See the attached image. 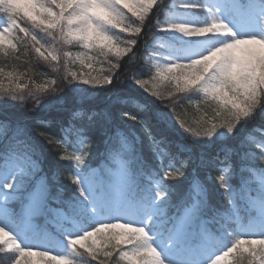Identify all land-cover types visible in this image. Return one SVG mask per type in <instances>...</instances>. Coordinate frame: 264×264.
I'll return each mask as SVG.
<instances>
[{
	"label": "snow or ice",
	"instance_id": "1",
	"mask_svg": "<svg viewBox=\"0 0 264 264\" xmlns=\"http://www.w3.org/2000/svg\"><path fill=\"white\" fill-rule=\"evenodd\" d=\"M225 11L250 22L244 35ZM257 23L264 29V0H0L8 264H264ZM41 63L47 72L35 71ZM61 203L57 234H42L34 221Z\"/></svg>",
	"mask_w": 264,
	"mask_h": 264
},
{
	"label": "trees",
	"instance_id": "2",
	"mask_svg": "<svg viewBox=\"0 0 264 264\" xmlns=\"http://www.w3.org/2000/svg\"><path fill=\"white\" fill-rule=\"evenodd\" d=\"M167 2H168V0H165V3H167ZM225 14H226V17H228V18H233V19L237 18V14L235 12L229 13V12L225 11ZM162 18L163 17H161V19ZM201 18H203V17L201 16ZM154 20H155V18H153V22H154ZM151 35L152 34L148 33L147 29H145V33L142 35V38H141V41H140V43H141V52H142V47H143L144 40L149 39ZM157 35H163V34L162 33H157ZM24 70H25V68H21L20 69V71H24ZM35 71L37 73L47 72L48 69H47L46 66H44L41 63V65L35 66ZM47 78H49V77H44L42 79L39 76H37L34 79L33 83H36V82L43 83V80L47 79ZM4 84L5 85L8 84V81H7L6 78H4ZM128 91L130 93H132L133 95H136L141 100V102L150 104V98L146 99V97H148V94L147 93H143V90H139L137 92H132V90L129 89ZM195 99L196 98H194V101H195ZM30 106L31 105H29V107ZM122 107H127L126 110L136 111L134 108L128 107V105H123ZM150 107H153V105L150 104ZM155 107H159V108L163 109V111L167 112V109L163 108V105H160L159 102L156 103ZM185 108L187 109V111L189 113V119L190 120L193 119L196 115L199 114L195 102L192 105H190V106L189 105H185ZM126 123H127V125L130 128L136 130L143 137L145 143H147V137L144 135L143 129H142V127L139 124H136V123L131 122V121H126ZM259 123L260 122L258 120L257 124H259ZM150 126H152L154 134H156V135H160L161 134L160 130L155 125H150ZM176 126L178 127V125H176ZM71 151H72V149H69V152H71ZM50 155H54V153H52ZM98 162L99 161H98V158H97V161H94L92 166H98ZM2 164H3V160L0 159V165H2ZM70 170H71V168L69 166V168L64 171L63 176H62V181H61L62 184H64L66 186V192H65V197H64L65 199L67 198L68 195H70L72 187H73L71 185L70 181L67 179ZM213 174L215 175V173H213ZM52 207H53V209H57L63 215L68 213V211H69V209L62 203L61 204H53ZM175 211H176L175 208L169 209L170 213H174ZM36 222H37V229H39L42 234H47L49 236H55L57 234V228L59 226L60 221H58V224H52L50 221L46 220L44 217H39V218L36 219ZM40 250H45V249L41 248ZM58 251L59 250L54 251L53 254H57ZM0 264H8V257L4 256V254H2V253H0Z\"/></svg>",
	"mask_w": 264,
	"mask_h": 264
},
{
	"label": "rangeland",
	"instance_id": "3",
	"mask_svg": "<svg viewBox=\"0 0 264 264\" xmlns=\"http://www.w3.org/2000/svg\"><path fill=\"white\" fill-rule=\"evenodd\" d=\"M237 14V13H236ZM222 15L224 16V18L230 22L233 26H234V29L237 31L238 34L240 35H244L246 33V31L248 30V25L250 24L249 21H246L243 17H241L240 15L237 14V20H228L225 16V12L222 13ZM252 30L256 31V32H264V29H261L259 24H255L252 26ZM176 39H177V42H185L187 41V38H184L182 36H180L179 34H177L176 36ZM189 43H191V41H187ZM157 47H159V43H157L156 45ZM197 45L193 44V47H196ZM80 49H72V51H79ZM101 67L100 65L96 64L94 65V69L95 68H99ZM73 70L75 71H89L88 69L86 68H81L78 64L74 66ZM93 74H95L93 72ZM53 217L49 218L48 219L50 220L51 223L53 224H56L58 222V220H62L63 219V215H61L57 210H54L53 211ZM34 224L37 228V225H36V222L34 221Z\"/></svg>",
	"mask_w": 264,
	"mask_h": 264
}]
</instances>
